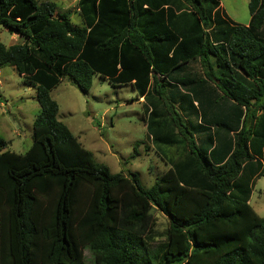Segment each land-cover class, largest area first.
<instances>
[{
    "label": "trees",
    "instance_id": "16d2710c",
    "mask_svg": "<svg viewBox=\"0 0 264 264\" xmlns=\"http://www.w3.org/2000/svg\"><path fill=\"white\" fill-rule=\"evenodd\" d=\"M80 23L48 0H0V40L35 90L31 140L0 136V264H264V216L249 203L264 174V0L245 24L219 0H76ZM130 83L145 136L175 145L148 186L111 172L56 118L62 77ZM178 149L180 152H178ZM165 216L155 238L151 210Z\"/></svg>",
    "mask_w": 264,
    "mask_h": 264
},
{
    "label": "rangeland",
    "instance_id": "374dc122",
    "mask_svg": "<svg viewBox=\"0 0 264 264\" xmlns=\"http://www.w3.org/2000/svg\"><path fill=\"white\" fill-rule=\"evenodd\" d=\"M48 1L54 2L57 11H67L73 23H80L76 0ZM219 2L228 18L240 24L247 22V0ZM0 40L9 44L20 38L0 26ZM34 94V87L10 64L0 67V136L11 150L21 152L30 143L31 122L38 111ZM49 94L57 103L56 118L91 151L95 161L105 164L111 172L134 173L140 185L148 186L167 167L164 158L176 147L161 144L156 148L145 136L141 101L130 83L112 85L105 76L92 73L89 88L82 92L62 77ZM249 203L264 216V174L255 179ZM151 216L155 238H163L165 216L155 209ZM83 256L85 264H94L87 247L83 248Z\"/></svg>",
    "mask_w": 264,
    "mask_h": 264
},
{
    "label": "crops",
    "instance_id": "0c3cea01",
    "mask_svg": "<svg viewBox=\"0 0 264 264\" xmlns=\"http://www.w3.org/2000/svg\"><path fill=\"white\" fill-rule=\"evenodd\" d=\"M219 4H220V2H219ZM138 99L140 100V99H141V97H139Z\"/></svg>",
    "mask_w": 264,
    "mask_h": 264
}]
</instances>
